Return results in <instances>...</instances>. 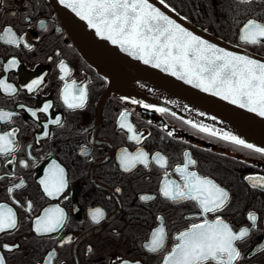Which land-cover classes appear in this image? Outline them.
Returning <instances> with one entry per match:
<instances>
[{"label": "flooded vegetation", "instance_id": "obj_1", "mask_svg": "<svg viewBox=\"0 0 264 264\" xmlns=\"http://www.w3.org/2000/svg\"><path fill=\"white\" fill-rule=\"evenodd\" d=\"M165 4L213 34L236 36L235 43L247 20L264 22V0H251L248 5L239 0H165ZM5 27L24 37L20 47L0 41V79L17 88L11 95L0 89V110L15 113L10 122L0 121V133L17 130V150L7 158L0 156V176L5 177L0 180V205L11 208L17 219L15 229L0 233V245H19L13 251L0 247L6 264H47L50 252L55 253L52 264H113L117 257L132 264H162L176 243L175 236L200 222L192 218L197 211L192 202H172L159 192L165 172L169 180L182 182L175 169L186 162L185 153L197 162L190 171L214 180L229 193L228 204L215 215L235 231L250 228V235L237 242L243 257L237 264H264V188L246 179L264 177V154L200 132L185 121L230 132L257 147L263 144L122 66L113 70L111 78L107 65L75 42L49 0H2L0 32ZM240 44L251 50L256 46ZM12 59L17 66L7 68ZM61 61L71 70L64 79ZM40 77L43 83L29 92L26 85ZM73 81L76 84L70 92L86 86L83 108H69L64 101L65 84ZM49 102V112H40ZM144 104L154 107L146 109ZM161 107L168 111H155ZM29 109L37 116L32 117ZM122 113L136 133L142 134L140 142L131 140V133L120 127ZM57 117L60 124L49 122ZM43 131L49 136L44 137ZM140 149L149 154V166L137 165L125 172L120 166L121 153ZM157 153L167 158L166 168L152 160ZM8 159L14 163L8 165ZM53 165L64 169L67 180V188L55 198L46 196L39 183ZM21 179L26 186L9 194L7 189ZM142 195L156 198L144 201L139 198ZM55 207L63 209L64 227L55 233H36L35 219ZM96 208L104 213L99 223L90 215ZM249 212L258 217L255 226L247 219ZM215 215L209 214L208 219ZM161 224L167 232L166 244L162 252L153 253L146 245ZM68 237L71 243L61 245Z\"/></svg>", "mask_w": 264, "mask_h": 264}, {"label": "snow or ice", "instance_id": "obj_2", "mask_svg": "<svg viewBox=\"0 0 264 264\" xmlns=\"http://www.w3.org/2000/svg\"><path fill=\"white\" fill-rule=\"evenodd\" d=\"M159 2L161 5L165 4V0H159ZM60 3L65 4L77 16L85 20L98 36L110 41L113 45H118L124 52L142 60L145 64L162 68L165 72H170L173 76L204 92L212 93L264 117V62L261 60L228 51L210 43L161 11L150 0H60ZM239 3L248 5L251 0H239ZM40 27H44L43 21L40 22ZM240 39L250 45H259L264 42V22L256 19L247 20L243 25ZM0 41L7 45L20 47L24 43V37H18L12 28L5 27L0 32ZM25 46L30 47L26 43ZM17 63V60L12 59L6 67L15 68ZM59 67L63 73L61 79H64L71 70L63 61L60 62ZM41 83H43V77L27 84V90L33 92ZM75 84V81L72 85L65 84L63 98L69 108H83L87 99V89L86 86H82L78 92H70ZM0 89L9 95L17 92V88L7 83L5 79H0ZM132 103H138V101L133 100ZM143 107L147 109L154 106L144 104ZM51 108L52 104L49 102L45 103L39 111L48 113ZM28 111L32 117L37 116L36 111L31 109ZM155 111L167 112L168 109L161 107L155 108ZM14 115L13 112L0 110V121L10 122ZM49 122L60 124V119L57 117ZM185 123L210 136L219 137L234 145L264 154V147H257L230 132H221L219 129H213L206 124L194 123L192 120H187ZM120 127L131 133L129 137L131 140L141 141L142 134H137L134 126L127 122L126 113L121 114ZM44 128H47V123L44 124ZM16 135V129L0 133V156L7 158L17 150ZM42 135L47 137L49 132L43 131ZM168 135L171 136L172 132ZM184 155L187 157L186 162L175 169L180 174L182 182L169 180L168 173L165 172V179L159 192L165 199L172 202H192L197 210L192 218L200 219V222L192 223L175 236L176 243L163 256L162 264H209V262L237 264L243 259L237 242L243 241L250 235V228L242 227L235 231L222 216L215 215L222 212L228 204L229 193L214 180L190 171V166L197 162L189 153ZM119 159L120 166L125 172H130L137 165L147 168L151 162L149 154L143 149L136 153L123 151ZM152 160L161 168L167 167V158L159 153L152 157ZM13 163L12 159L7 160L8 165ZM24 166L27 167V164ZM3 179L5 177L0 176V180ZM246 179L251 180L254 187L264 188V177L248 176ZM39 183L43 186L46 196L53 198L60 196L67 188L64 169L53 165L49 168L46 177ZM25 186L21 179L7 191L11 194ZM116 192H120V189L117 188ZM139 198L148 201L156 197L142 195ZM27 208L31 211V201H28ZM209 214L215 215V218L209 220ZM90 215L93 222L99 223L104 213L100 208H96L91 211ZM247 219L255 226L258 217L255 213L249 212ZM64 224L63 209L48 208L43 216L35 219L34 231L39 234L55 233L61 230ZM16 227V213L7 205H0V233L9 232ZM166 240L167 232L161 224L151 233L150 242L146 247L153 253L162 252ZM71 241L72 237H68L67 240L60 241V244L71 243ZM0 247L13 251L19 248V245L2 244ZM54 256V252L48 253L47 264H52ZM116 261L120 264H132L120 257H117L113 264H116ZM0 264H6L3 254H0ZM136 264H139V261Z\"/></svg>", "mask_w": 264, "mask_h": 264}, {"label": "water", "instance_id": "obj_3", "mask_svg": "<svg viewBox=\"0 0 264 264\" xmlns=\"http://www.w3.org/2000/svg\"><path fill=\"white\" fill-rule=\"evenodd\" d=\"M49 1L61 17L75 42L87 49L95 58L104 62L109 69L111 78L113 77V70L122 66L140 78L215 114L246 133L252 140L264 145V117L246 108H241L239 105L232 104L230 101H226L212 93L204 92L202 89L173 76L170 72H165L162 68H155L151 64H145L142 60L124 52L118 45H113L110 41L98 36L85 20L77 16L65 4L60 3V0ZM150 2L171 18L177 20L182 26L210 43L225 50L249 55L264 62L263 54L247 49L240 44L245 43L240 39L243 26L238 36L239 43H233L191 22L176 11H173L166 4L161 5L159 0H150Z\"/></svg>", "mask_w": 264, "mask_h": 264}, {"label": "trees", "instance_id": "obj_4", "mask_svg": "<svg viewBox=\"0 0 264 264\" xmlns=\"http://www.w3.org/2000/svg\"><path fill=\"white\" fill-rule=\"evenodd\" d=\"M219 35H220V37H222L226 40L232 41V42H235V40H236V36H231V35L230 36H224L222 34H219Z\"/></svg>", "mask_w": 264, "mask_h": 264}, {"label": "rangeland", "instance_id": "obj_5", "mask_svg": "<svg viewBox=\"0 0 264 264\" xmlns=\"http://www.w3.org/2000/svg\"><path fill=\"white\" fill-rule=\"evenodd\" d=\"M263 48H264L263 45H261V46H258V45L253 46V50H255V51H257V52L262 51L261 49H263ZM259 53H261V52H259ZM263 54H264V53H263Z\"/></svg>", "mask_w": 264, "mask_h": 264}]
</instances>
